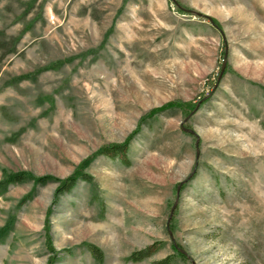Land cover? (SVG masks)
<instances>
[{
    "label": "rangeland",
    "instance_id": "rangeland-1",
    "mask_svg": "<svg viewBox=\"0 0 264 264\" xmlns=\"http://www.w3.org/2000/svg\"><path fill=\"white\" fill-rule=\"evenodd\" d=\"M136 130L129 165L97 156L55 199ZM18 172L54 181L0 192V264H264V0H0V182Z\"/></svg>",
    "mask_w": 264,
    "mask_h": 264
},
{
    "label": "trees",
    "instance_id": "trees-1",
    "mask_svg": "<svg viewBox=\"0 0 264 264\" xmlns=\"http://www.w3.org/2000/svg\"><path fill=\"white\" fill-rule=\"evenodd\" d=\"M210 22L214 26H216L214 21L210 20ZM183 107H185V106H183ZM171 108H175V105L169 104V105H166L162 108L152 110L146 115V117L142 118L141 121H145V119H151L155 115L162 113V112L166 111L167 109H171ZM189 108H192V107L186 106L185 110L189 109ZM137 130L134 131L131 135H129L128 138H126V140L122 144L110 145V146L103 147V148L99 149L95 155L88 158L85 162H83L81 164V167L76 172V174H74L71 177H68L62 181H59L58 187L56 188V191L54 194L55 199L57 197L65 194V193L69 192L76 185V183L79 180L90 182L89 176H87L83 172V169L85 167H87L93 161V159L97 156L110 157V158H121V161L124 165H129V162H128V160L125 159V157L127 155L129 145H130L133 137L137 133ZM52 181H54V180H52L49 177L35 178L26 172H18V173H13V174L10 173L8 175L6 174L4 176V179L0 182V192L7 191L9 186H15V185L24 184L27 182H32L35 186L43 187V186L47 185L48 183H51ZM34 196H35V192H32V193L30 192L28 195H26L23 198V200L21 202L27 203L28 201H31L34 198ZM12 229H13L12 222H9L8 224H6L4 227H2L0 229V242L3 241V239L7 236L8 232L12 231ZM82 247H84L88 251V253L91 255V257L94 259L95 262H97L98 264L103 263V254L98 248H96L90 244L82 245ZM176 251H178V254H176V255H178L180 258L182 257L184 259V254H182L178 249ZM153 254H154V250H153L152 246H149L142 251L135 252V253L131 254L127 258V261H130L133 263H138L140 261H143V260L150 258ZM54 257H55V255H54ZM53 258L51 260V263L53 262ZM171 258L172 257H167V258H165L159 262H155L154 264H171Z\"/></svg>",
    "mask_w": 264,
    "mask_h": 264
},
{
    "label": "water",
    "instance_id": "water-1",
    "mask_svg": "<svg viewBox=\"0 0 264 264\" xmlns=\"http://www.w3.org/2000/svg\"><path fill=\"white\" fill-rule=\"evenodd\" d=\"M223 68H224V66H223ZM223 68H222V69H223ZM174 207H175V206H173V209H174ZM172 212H173V210H172ZM179 251H180V250H179ZM180 252L183 253V251H180Z\"/></svg>",
    "mask_w": 264,
    "mask_h": 264
}]
</instances>
